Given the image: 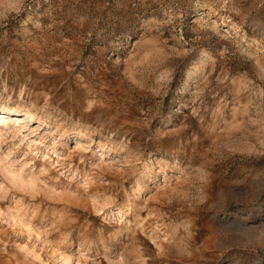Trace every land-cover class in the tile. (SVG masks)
<instances>
[{"label": "rangeland", "instance_id": "1", "mask_svg": "<svg viewBox=\"0 0 264 264\" xmlns=\"http://www.w3.org/2000/svg\"><path fill=\"white\" fill-rule=\"evenodd\" d=\"M2 107L0 264H264V0H0Z\"/></svg>", "mask_w": 264, "mask_h": 264}, {"label": "bare ground", "instance_id": "2", "mask_svg": "<svg viewBox=\"0 0 264 264\" xmlns=\"http://www.w3.org/2000/svg\"><path fill=\"white\" fill-rule=\"evenodd\" d=\"M3 110L0 111V127L2 125H6L7 121H10V120H15V123H17V118H19L21 115H19V112L17 109H14L13 107H2ZM23 116L25 118H28L29 117V114L27 112H23ZM19 121V120H18ZM2 129V127H1ZM1 129H0V132H1ZM146 170V168H145ZM146 191H149V188L146 187ZM63 260V259H62ZM63 263L64 264H67L68 263V260L67 259H64L63 260Z\"/></svg>", "mask_w": 264, "mask_h": 264}]
</instances>
